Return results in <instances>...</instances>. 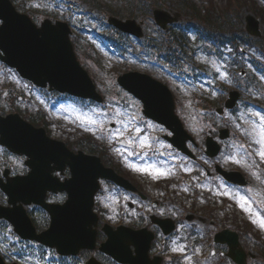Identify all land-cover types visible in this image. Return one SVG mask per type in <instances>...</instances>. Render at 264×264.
Instances as JSON below:
<instances>
[{"label": "rangeland", "instance_id": "374dc122", "mask_svg": "<svg viewBox=\"0 0 264 264\" xmlns=\"http://www.w3.org/2000/svg\"><path fill=\"white\" fill-rule=\"evenodd\" d=\"M11 1L17 10L32 17L36 25H39L45 18L71 22L73 27L71 39L76 59L89 74L96 91L103 96L101 105L90 103V106L82 104H77V106L74 100H70V97L65 98L56 95V97L48 98L47 107L43 108V112L49 119L48 130H50V134L54 139L63 141L72 148V145H74L75 148L73 149L84 151L90 155L95 154L101 160L106 161L109 167L124 172L134 182H139L143 187H146L147 193H149V200L156 199V196L160 197L159 186L161 184L166 185L169 188L170 200L174 199L175 201L173 200L172 202L176 203L179 210L183 212L181 217L184 218L186 216L184 214H188L192 220L194 219L193 222H199L198 224L203 225L205 231L209 227V233L212 235L219 232L223 227L216 221H210L206 218V215L198 213V208L200 210L203 208L201 206L205 202H203L202 198L206 197V195H209L212 201L219 200L222 197L224 201H227L228 212L238 213L240 220L242 219L246 222L264 244V227H261L259 223L260 220H264V161H261L256 154V150L259 148L256 141L260 139V116H264V54L262 53L264 50V22L260 24L262 37L258 39L259 43L255 44V46L245 43L241 45L243 55H237L224 48L222 56H216L212 55L213 50L204 46L205 43L198 39L197 35L188 33L189 30L186 33L185 42V37L178 28L171 26L168 31L163 32L154 24L152 16L149 15L150 13L143 12L146 9H153V7L177 11L181 14L179 21L176 22L177 24L182 27L198 25L197 20L200 21L201 19L193 15L192 21L190 19L191 16L185 12V7L179 0ZM190 1L192 2V8L197 9L198 15L201 17L204 14L206 15L212 8H210L209 0ZM66 4L74 5L73 9L76 12L83 13L82 17L87 15L97 17L101 12L107 14L113 12L121 18H136L138 21H143L144 37L142 39H119L121 50L110 48L111 45H108L104 37L113 38V35L110 34V29L108 30L103 25L108 17L103 15V23L90 19V17H87L84 23H81L78 18L80 14H72ZM213 5V10H211L209 16L210 19L214 17L215 13L223 12L228 21L226 25L221 20H215L214 29L221 32L229 28L234 33L236 32L238 36L240 34L239 31H241L243 32V38L248 39L250 37L243 29L245 14H256L254 10L258 11L256 9L258 6L264 9V2L261 0H238V2L235 0H213ZM137 8L142 13H139ZM207 27L212 28L211 25H207ZM173 35L176 42H179V45H176L175 42L172 43V46L176 48L169 46L170 38L174 40ZM178 50L179 52H177ZM171 51H174V56L176 57L171 55ZM180 54L183 55V59L177 61V57ZM237 64L245 70L244 77L238 76ZM133 70L149 74L152 78L160 80L172 91L175 102L174 113L181 120L186 131L194 136L198 146L195 148L196 155L199 156L198 151L203 149V135H205L206 131H214V129L217 130L221 127L229 129L230 136L226 139L220 157H217L214 162H217L225 170L241 172L249 181L246 190H236L234 187L231 189L224 188L222 182L216 180L213 181L212 186L206 184L200 186L201 198L193 200V193L186 191L184 186L179 187L177 184L180 176L183 177V175H187L191 171H185V169H188L186 162L180 158L176 159L177 157L175 158L173 153L169 162L171 168L164 164L159 167L170 170L165 176L154 178L153 175L137 172L129 166L130 164H150L144 162L143 158L153 153V147H160L161 150H164V142L161 135L168 132L163 126L146 120L141 115V104L118 87L116 78L122 73ZM8 76L9 82H11L13 87V92L10 96L11 101L13 98L18 99L17 97H21L32 102L31 105H28L24 102L16 101L14 104L17 107L20 109L25 107L30 110H34L36 107L42 109L44 105L40 104L37 97H35L34 89L27 86L15 73L9 74L8 71ZM235 89L240 91L241 96L234 112L225 111V113L217 115L214 109L223 104L228 91ZM7 104H10V102H5L0 98V110H3L0 113L7 112L5 110ZM257 113L260 116L256 115ZM87 117H91L97 122H103L104 130L100 131L96 124L88 122ZM137 120L143 121V124ZM120 121L129 126L122 137H115L111 133L116 129L123 131V125ZM253 122H255V132L252 131ZM137 127L140 129L139 133L135 131ZM149 133L154 134L157 138L151 141L148 137ZM136 134H140V138L132 144L135 150L130 151L119 145L121 140H124V137ZM145 137L148 138V143L151 147L141 149L138 147L139 140ZM137 151H140L141 155L137 156ZM129 153L135 154L129 155ZM131 157H135L137 160L134 161ZM229 157H235L236 160L241 162L236 163ZM2 158H0V165L2 164ZM178 160L182 164V172L179 175L174 171V167L179 162ZM202 163L210 165L205 161ZM206 181L205 179L202 182L205 183ZM225 191L230 194L223 195ZM197 192L194 194H197ZM237 193L239 196L246 198L247 202L243 206L236 195ZM98 195L97 206L104 213L106 222L113 226H118V224L131 225L129 223L132 222L131 217L133 216H131L130 211L125 210L121 214V209L125 207L118 204V199L124 198V200L128 201V196H121L106 183L101 185ZM62 199L60 197V200ZM210 204L213 205V202ZM149 207V213H151L153 209L151 204H149ZM168 210V203L164 200L162 206L153 211V213L162 218L168 215L166 214ZM31 216L35 220V225L40 222L42 226V221L38 218L36 212H31ZM168 216L176 219L180 217V215L175 216L174 214H169ZM220 219L223 220L222 218ZM254 221L256 222L254 223ZM179 229L180 231H176L173 238L164 243L163 252L156 250L152 254L161 256L163 264H199L196 253L205 249L200 245L203 235L187 237L181 231V228ZM6 233L5 241L8 240L9 244L13 243L16 245L18 242L11 238L9 228ZM241 234L243 235V233ZM246 236L242 237L241 242L252 254H257L259 250L258 243L252 241L248 235ZM160 237L163 238L161 235ZM206 242H209V238H206ZM187 245L191 247V250L193 249V254L189 255V250L185 249ZM174 249L177 250L174 251ZM90 255L94 254L86 253L85 256ZM175 255L178 260L173 262L172 256ZM94 256L99 260L101 259L105 264H110L102 256ZM16 263L26 264L19 260ZM223 264L229 263L224 262Z\"/></svg>", "mask_w": 264, "mask_h": 264}, {"label": "water", "instance_id": "95a60500", "mask_svg": "<svg viewBox=\"0 0 264 264\" xmlns=\"http://www.w3.org/2000/svg\"><path fill=\"white\" fill-rule=\"evenodd\" d=\"M154 17L161 26L165 29L167 23L176 22L178 14L171 18L168 13H163L161 10L153 9ZM0 20L3 21L0 26V50L4 53L1 55L2 61L9 67L16 69L18 74L37 86L44 87L46 84L51 90L68 93L76 97L94 99L101 101V98L95 92V86L87 72H85L75 60L71 43L68 39L69 30L65 24L56 23L50 25L48 21L42 24L40 29H37L29 19L21 14H17L11 6L9 0H0ZM246 31L253 36H260L259 20L251 15L245 17ZM108 23L121 29L123 32L137 37L141 36L140 28L135 25L134 20L119 21L115 18H109ZM119 85L126 89L129 93L135 95L144 104L143 115L148 116L157 123L164 125L172 131V144L178 147L181 151H186L184 141L189 139L183 131V125L178 117L173 113L174 102L170 91L159 82L151 80L148 76L133 73L123 75L118 79ZM238 98V92H231L225 107L231 109L234 107ZM220 113L221 110H218ZM12 126L9 121L1 126L8 128ZM14 143L4 141L7 146L13 151L21 152V146H29L27 144L30 133L27 130L13 129ZM26 131V132H25ZM40 132V131H39ZM226 132V130H225ZM221 132V138H226L227 133ZM23 133L24 145H17L18 139L16 136ZM27 133V134H26ZM35 139H40L35 137ZM1 142V141H0ZM39 142V141H38ZM43 143H38L40 150L44 152L46 148L50 152V157L55 163L68 165L73 177L70 181L64 184L53 183L50 178L48 180L29 179L25 183L14 182L13 184L0 185L3 192L9 199V204L13 205V211L0 210V217L6 218L14 226V231L22 238L34 239L48 247H55L58 253H75L83 248L92 249L95 243V231L91 229V225L95 224V218H88V212L91 213V201L94 191L97 189L96 179L108 178L114 182L123 183L122 180L114 176V173L108 169H103L99 161L92 157H86L82 154L78 156L68 155L61 147L62 144L42 140ZM209 154L215 155L219 146L208 140ZM27 152V151H26ZM61 156V157H60ZM35 174L36 171L33 170ZM223 177L237 184H243L244 180L235 173H223ZM125 185V184H124ZM62 191L68 192L72 201L61 208L48 206L43 201V196L46 191ZM16 202H22L24 205L36 204L41 205L51 214V225L47 232L39 235L35 234L34 229L27 220L24 210L21 206H15ZM81 205L78 206L77 204ZM61 209L65 211L56 214ZM80 209V211L68 213L67 210ZM107 242L100 246V251L107 255L109 254L115 261H121L123 257L129 256L128 246L131 240H134L133 232L123 228L118 231H112L106 227ZM141 233V232H140ZM140 235V234H138ZM228 236H232L228 234ZM151 239L150 237H147ZM223 233L217 236L216 241L229 245L228 256L237 264H244V252L239 247L237 237L225 240ZM147 247H144L145 252ZM140 255H143L142 253ZM128 264H137L131 260H126ZM0 264H2L0 260ZM154 264H158L154 262Z\"/></svg>", "mask_w": 264, "mask_h": 264}, {"label": "flooded vegetation", "instance_id": "af4514ba", "mask_svg": "<svg viewBox=\"0 0 264 264\" xmlns=\"http://www.w3.org/2000/svg\"><path fill=\"white\" fill-rule=\"evenodd\" d=\"M24 115V117L29 120L31 123L36 124V126H41L42 128L45 129V123H44V119H42L41 115L38 117L37 114H35L34 116H31L30 113L23 111L22 113ZM167 133V132H166ZM164 145L163 148L165 150H162L159 152L160 155H165L166 151L167 153H173L175 155H178L179 153L176 151V149H174L171 145L168 144V142L165 140V136H168V133L165 135H161ZM129 137L133 140L136 141L138 138H140V134H136V135H129ZM134 147L131 146L129 147V149H133ZM154 150H158V148L153 147ZM197 148V147H195ZM72 149V148H71ZM137 153H140V151H137ZM180 155V154H179ZM178 157H182L179 156ZM3 157V158H2ZM0 158H2L1 162L2 164L0 165V177L2 176L3 172L8 170L9 174L8 176L14 177V175L17 176H25L28 172V168L26 165H24L26 157H22V156H18L16 154H11L9 153L4 147H0ZM197 160V159H196ZM16 161H17V165H16ZM189 161V160H188ZM49 165L46 167H40L41 169L45 170L46 173L41 174L40 176L42 178H48L49 173L50 174H54L53 172V167H54V163H52L51 161L48 163ZM48 167L51 168V171L48 170ZM182 168V166H180V169ZM187 168L191 169L190 165L187 164ZM200 168L202 170H205V167L203 164L200 165ZM181 171H177L176 174L179 175ZM69 171L68 169H64L62 172V175L58 174V176L60 175L62 179H66L68 178V174ZM200 174L198 168L196 169H191V172L189 174L186 175L187 179L189 180V182H182V179L184 177H179V180L177 181V184L179 187L184 186L186 191H190L193 192L194 188H196L198 186V180H196L198 178V175ZM126 177H128V175L124 174ZM129 180L131 182L134 183L135 187L137 188V192H133V191H127L123 194H125V197L128 196V201L126 202L124 199L120 200V204L123 205L124 207H126L127 211H130L131 219L132 222H130V224H132V227L140 229V227L142 228H147L148 231H152L154 233V237L156 235V240L152 243L151 247H150V256L153 257L152 254L153 252H155L156 250H160L161 252L164 251V243L167 241L166 238H161L160 237V232L161 229L159 228V226H157L155 224V220H154V213L153 211H156L158 208H160L162 206V202L165 200L166 203H168V207L169 210L166 211V214H174L175 216L180 215V217H178L177 219L172 217V219H174L175 225L179 226V222L182 220L181 215H183V212L179 210L178 206H176V203L172 202L174 199H172V201L170 200V195L168 193L169 188L166 185H160L159 186V192H160V197L156 196V199L150 200L149 201V196L147 193V189L146 187H143V185L141 183H137L134 182L130 177H128ZM200 180H204V179H200ZM142 193V194H140ZM46 197V201L48 202H53V203H60L63 202L64 199L66 198V196L64 194H60V195H56L53 194L51 192L46 193L45 195ZM60 197L63 198L62 200H60ZM175 201V200H174ZM151 204L152 212L149 213V204ZM180 204V203H179ZM95 206V210L98 214L99 217V224H103L106 221H104L103 213L98 209V206ZM38 218L42 221V227L39 230H43L48 226L49 220H48V216L47 213L41 209L40 207L35 208ZM124 211L121 210V214H123ZM166 217H169V216ZM158 217V216H157ZM165 218V217H162ZM186 219V217H184V220ZM39 224V223H38ZM202 234V233H201ZM201 234L198 232L196 235H192V236H201ZM185 236L189 237L188 233L185 232ZM161 238V241H160ZM157 244V245H156ZM156 247V248H155Z\"/></svg>", "mask_w": 264, "mask_h": 264}, {"label": "snow or ice", "instance_id": "6c2138e0", "mask_svg": "<svg viewBox=\"0 0 264 264\" xmlns=\"http://www.w3.org/2000/svg\"><path fill=\"white\" fill-rule=\"evenodd\" d=\"M256 115L260 116L259 113H257ZM88 120V122L92 123V124H96L99 128L100 131H103V122H97L95 120H93L91 117H87L86 118ZM133 119H135V117H133ZM260 132H259V136L260 139H258L256 141V143L259 145V148L256 150V154L260 157L261 161H264V116H260ZM120 123L123 125V131L121 129H116L113 133H111L113 136L115 137H122L124 135V131H127L128 129V124H125L123 121H120ZM253 128L252 131L255 132L256 131V127H255V122H253ZM135 131L137 133L140 132V129L137 127L135 128ZM139 139V138H138ZM124 141L128 144H134L135 141H133L130 137H124ZM138 147L141 149H148L151 147V145L148 143V138H143L139 140V144ZM135 153H129V155H134ZM249 155H251V153H249ZM229 159L234 160V162L236 163H240V160H236L235 157H229ZM130 167H132L135 171L137 172H143V173H148L150 175H153L154 178L156 177H160V176H165L169 173L170 170L168 169H163V168H159L156 165L153 164H147V165H135V164H130ZM185 171H191V169H185ZM230 193L225 191L223 193V195H229ZM238 196V199L241 203V205L243 206L244 203H246V198L243 196H239V194H236ZM248 210V209H246ZM256 221H254L255 223ZM260 226L264 227V220H260L259 221ZM177 249H174V251H176Z\"/></svg>", "mask_w": 264, "mask_h": 264}, {"label": "trees", "instance_id": "16d2710c", "mask_svg": "<svg viewBox=\"0 0 264 264\" xmlns=\"http://www.w3.org/2000/svg\"><path fill=\"white\" fill-rule=\"evenodd\" d=\"M181 1H185V0H181ZM187 1V0H186ZM237 2H238V0H236ZM189 3H190V1H188ZM187 2V3H188ZM191 4V3H190ZM255 4V3H254ZM256 9H258L259 10V12H260V16L262 17V18H264V9L263 8H259V7H256ZM220 17V15L219 14H216L214 17H213V20L214 19H216V18H219ZM221 21H223V22H226V18H223V19H221ZM212 25H214L215 26V24H214V22H212L211 23ZM225 32H226V34L228 35L227 37H229L228 39H227V41L228 42H233V41H236L237 40V38H240V37H237V35L233 32V31H231V30H225ZM211 33H216V34H218V35H223V34H225L224 32H213V31H211ZM218 35H215V36H212V38H214V37H216L217 39H219V36ZM241 36V35H240ZM219 40H221V39H219ZM177 45H179V42L177 43ZM172 54H174V51H172ZM233 214H234V219H235V221L237 222V221H240L241 222V220H240V217H239V215H238V213H235V212H233ZM237 227H238V225H237ZM241 227L242 228H244V226L243 225H241Z\"/></svg>", "mask_w": 264, "mask_h": 264}]
</instances>
